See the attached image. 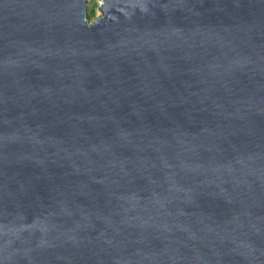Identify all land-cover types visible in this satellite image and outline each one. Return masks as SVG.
Wrapping results in <instances>:
<instances>
[{"label":"water","instance_id":"1","mask_svg":"<svg viewBox=\"0 0 264 264\" xmlns=\"http://www.w3.org/2000/svg\"><path fill=\"white\" fill-rule=\"evenodd\" d=\"M0 0V264H264V0Z\"/></svg>","mask_w":264,"mask_h":264},{"label":"rangeland","instance_id":"2","mask_svg":"<svg viewBox=\"0 0 264 264\" xmlns=\"http://www.w3.org/2000/svg\"><path fill=\"white\" fill-rule=\"evenodd\" d=\"M85 14L87 22H90L95 17L99 16L101 14V11L99 9V0H86Z\"/></svg>","mask_w":264,"mask_h":264}]
</instances>
